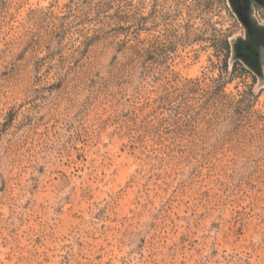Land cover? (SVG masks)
Segmentation results:
<instances>
[{"label":"rangeland","instance_id":"obj_1","mask_svg":"<svg viewBox=\"0 0 264 264\" xmlns=\"http://www.w3.org/2000/svg\"><path fill=\"white\" fill-rule=\"evenodd\" d=\"M248 29L232 0H0V264H264Z\"/></svg>","mask_w":264,"mask_h":264},{"label":"flooded vegetation","instance_id":"obj_2","mask_svg":"<svg viewBox=\"0 0 264 264\" xmlns=\"http://www.w3.org/2000/svg\"><path fill=\"white\" fill-rule=\"evenodd\" d=\"M232 5L249 28L248 54H259V42L264 46V0H232Z\"/></svg>","mask_w":264,"mask_h":264}]
</instances>
